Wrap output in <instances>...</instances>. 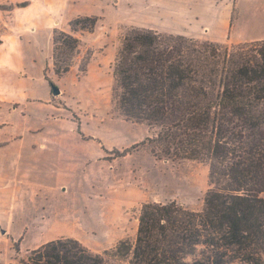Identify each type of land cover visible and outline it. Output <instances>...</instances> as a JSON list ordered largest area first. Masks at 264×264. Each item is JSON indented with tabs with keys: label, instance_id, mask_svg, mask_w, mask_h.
<instances>
[{
	"label": "trees",
	"instance_id": "obj_1",
	"mask_svg": "<svg viewBox=\"0 0 264 264\" xmlns=\"http://www.w3.org/2000/svg\"><path fill=\"white\" fill-rule=\"evenodd\" d=\"M98 20L79 16L70 25L92 31ZM53 43L54 71L62 76L81 39L56 28ZM91 56L88 50L82 73ZM113 74L120 114L149 127L131 148L208 165L203 208L147 202L134 240L96 253L61 237L14 264H106L108 257L121 264H264V39L226 44L131 26L120 37ZM45 77L53 88L48 66Z\"/></svg>",
	"mask_w": 264,
	"mask_h": 264
},
{
	"label": "rangeland",
	"instance_id": "obj_2",
	"mask_svg": "<svg viewBox=\"0 0 264 264\" xmlns=\"http://www.w3.org/2000/svg\"><path fill=\"white\" fill-rule=\"evenodd\" d=\"M91 1L95 14L86 16L99 20L94 30L81 31L90 34L94 44L81 41L70 68L75 75L63 78L65 74L55 75L48 67L61 90L54 94L59 100L55 104L63 109L49 110L47 122L33 116L31 129H40L35 133H25L26 121L20 116L3 115L8 125L0 133V264L17 263L30 250L61 237L77 238L96 253L122 239L134 240L147 202L175 200L191 210L203 208L211 188L208 165L160 158L146 145L131 148L149 134V127L127 120L116 106L113 64L128 27L144 22L162 32L185 28L201 40L221 36L222 43L237 44L228 36L231 23L249 37H264V0H121L117 7H112L115 0ZM190 8L196 14L177 15L176 9ZM212 12L220 21L218 31L209 23ZM88 50L95 55L90 74L81 72ZM51 66L54 69V62ZM9 95L18 96L14 91ZM42 110L37 106L34 112ZM78 129L86 139L85 159L75 165L64 161L60 140ZM17 135L21 137L10 142ZM127 148L129 153L116 155L117 149Z\"/></svg>",
	"mask_w": 264,
	"mask_h": 264
},
{
	"label": "crops",
	"instance_id": "obj_3",
	"mask_svg": "<svg viewBox=\"0 0 264 264\" xmlns=\"http://www.w3.org/2000/svg\"><path fill=\"white\" fill-rule=\"evenodd\" d=\"M102 1L104 2V0ZM120 1L115 0L116 4H112V7H117V3L120 4ZM19 2L23 5H19ZM101 12L104 13V10L102 9ZM176 12L181 17L188 16V13L191 16L196 14V11L191 8L188 10L176 9ZM93 13L95 14L91 0H3V6H0V133L3 132V127L8 125V123H3V115L20 116L23 121H26L25 133H35L40 129L36 131L31 129L34 123H32L33 116L42 117L45 119L43 121L47 122L49 110L63 109L55 104L59 100L55 99L52 87L45 77L47 66L56 75L54 69L51 68L54 52L53 33L56 28H59L73 33L83 43L93 46L90 34L81 30H73L70 26V22L74 18ZM208 14L211 18L209 23L214 25L218 31L220 29L218 16H215L214 12ZM212 18L214 19L212 20ZM227 25L230 26L229 38L237 43L264 39V37H249L247 33H241L234 26L231 27V23ZM133 26L158 30L157 26L144 22H135ZM167 33L193 37L185 28ZM193 38L201 40L198 37ZM211 40L221 42L224 38L218 36ZM94 56L92 55L89 61L88 74L95 66ZM74 75V71L70 70L63 78ZM49 77L55 82L52 74H49ZM10 91H14L18 96L12 99L9 95ZM37 106H42L44 109L42 113L34 112ZM20 137L17 135L10 142L16 141ZM64 139H69V141L65 142ZM84 141L86 139L79 132L73 133L71 138L64 135L60 140L62 145L60 152L65 155L64 161L75 165L82 163L85 159L82 151ZM105 147L109 148L108 145ZM0 151L3 153V142L0 143ZM0 228H3V213H0Z\"/></svg>",
	"mask_w": 264,
	"mask_h": 264
},
{
	"label": "water",
	"instance_id": "obj_4",
	"mask_svg": "<svg viewBox=\"0 0 264 264\" xmlns=\"http://www.w3.org/2000/svg\"><path fill=\"white\" fill-rule=\"evenodd\" d=\"M53 93H54L55 95L60 94V93H61V90L59 89V87L54 86V87H53Z\"/></svg>",
	"mask_w": 264,
	"mask_h": 264
}]
</instances>
